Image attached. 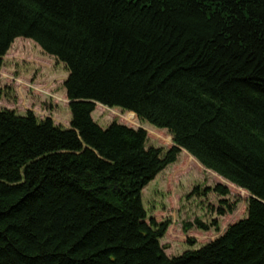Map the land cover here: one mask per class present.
Masks as SVG:
<instances>
[{
  "label": "trees",
  "instance_id": "16d2710c",
  "mask_svg": "<svg viewBox=\"0 0 264 264\" xmlns=\"http://www.w3.org/2000/svg\"><path fill=\"white\" fill-rule=\"evenodd\" d=\"M18 38L66 66L72 118L0 110V264H264V0H0V70ZM98 104L174 146L102 128ZM182 150L250 198L246 218L169 257L171 223L142 193Z\"/></svg>",
  "mask_w": 264,
  "mask_h": 264
},
{
  "label": "rangeland",
  "instance_id": "374dc122",
  "mask_svg": "<svg viewBox=\"0 0 264 264\" xmlns=\"http://www.w3.org/2000/svg\"><path fill=\"white\" fill-rule=\"evenodd\" d=\"M68 75L66 66L37 43L16 39L2 58L0 110H13L21 116L32 112L40 120L52 118L56 125L69 128L72 116L64 86ZM93 118L102 128L114 122L142 128L148 134L147 146L164 153L174 146L173 137L167 130L155 128L119 108L110 109L98 104ZM218 185L228 187L230 195L221 197L216 193L214 189ZM142 198L149 219L159 223L170 221L161 245L169 257H176L200 249L221 236L230 225L246 218L250 195L182 150L177 162L145 187ZM223 200L235 205L233 213L218 214ZM197 220L209 229H200ZM215 220L218 227L212 226Z\"/></svg>",
  "mask_w": 264,
  "mask_h": 264
}]
</instances>
